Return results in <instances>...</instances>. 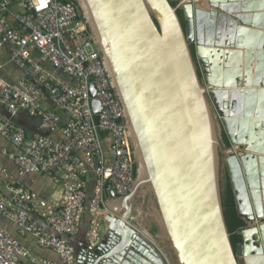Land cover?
I'll return each mask as SVG.
<instances>
[{"label":"water","instance_id":"obj_1","mask_svg":"<svg viewBox=\"0 0 264 264\" xmlns=\"http://www.w3.org/2000/svg\"><path fill=\"white\" fill-rule=\"evenodd\" d=\"M72 1L121 105L135 167L128 195L106 194L107 235L96 246L84 236L74 247L76 264H171L131 225L143 187L174 264H264V0H234L231 16L209 14L199 0ZM203 46L213 59L203 58ZM229 46L243 61L242 73L225 60L230 52L222 49ZM221 54L216 74L209 73ZM212 81L224 90L215 92ZM91 106L98 112L97 101ZM0 115L28 132L18 115L1 106ZM38 124L29 133L48 135ZM221 169L245 225L236 247L224 217Z\"/></svg>","mask_w":264,"mask_h":264},{"label":"built area","instance_id":"obj_2","mask_svg":"<svg viewBox=\"0 0 264 264\" xmlns=\"http://www.w3.org/2000/svg\"><path fill=\"white\" fill-rule=\"evenodd\" d=\"M3 43L8 52L0 61V106L11 117L23 111L36 118L48 135L28 134L0 115V218L9 224L0 226V264H76L64 238L79 234L87 217V245L101 243L111 213L106 194L124 197L134 181L121 105L74 4L0 0ZM9 69L19 75L16 81L3 75ZM92 100L99 104L96 113ZM27 175L60 186L58 203L17 179ZM22 239L59 262L36 256Z\"/></svg>","mask_w":264,"mask_h":264},{"label":"crops","instance_id":"obj_3","mask_svg":"<svg viewBox=\"0 0 264 264\" xmlns=\"http://www.w3.org/2000/svg\"><path fill=\"white\" fill-rule=\"evenodd\" d=\"M7 49H8V44L7 43H3L2 47H0V61L1 60H6L7 52H8ZM1 51H3V52H1ZM3 75L6 78H8V79H10L12 81H16L18 76H19L15 72V70H13V69L7 70L5 72V74H3ZM16 122L19 123V125H21L25 129H27L28 134H31V133H29V131H34L36 129L39 130L38 121L35 120V119H32L31 117H29L25 113H20L18 115V117L16 118ZM11 174L12 175L14 174L16 176L17 172H13ZM19 178H22V182H23V184L26 187H28V188H30L32 190H35V192H37L39 194V198H41L43 200H47L48 202H51V203H58L61 188H60V186H57V185L51 183L47 177L38 176V175H27V176H24V177H21V176L17 177V179H19ZM226 179H228V178H226ZM2 186L3 185L0 183V187H2ZM91 186H93V181L92 180L90 181L89 189H91ZM0 225H4V226H6V228L8 227V225L4 224L3 220H1V219H0ZM133 226H134V224H133ZM82 227H83L82 231L79 234H77L76 236L67 237L68 242L73 247H78V246H80L83 243L84 236H85L86 231L88 229L87 219H85ZM84 231H85V234H84ZM144 237H146V236L144 235ZM22 243L25 246H28L29 248H31L36 256H39L40 258H47V259L52 260L54 262H59V260H58V258H57V256L55 254H53L50 251L39 250L38 248H36L34 246V244L31 242V240H23L22 239Z\"/></svg>","mask_w":264,"mask_h":264},{"label":"bare ground","instance_id":"obj_4","mask_svg":"<svg viewBox=\"0 0 264 264\" xmlns=\"http://www.w3.org/2000/svg\"><path fill=\"white\" fill-rule=\"evenodd\" d=\"M198 4H199V6L202 8V10H204V11H208V13L210 14V13H213V14H215V16H216V14H218V13H220L221 15H223V16H231V15H233V14H237V12H234L235 11V9H234V4H235V2H234V0H232V2H229L228 0H216L215 2L213 1L212 2V4H210V1L209 0H199L198 1ZM219 8H221L222 9V11H219ZM162 29L163 30H165V27H164V25H162ZM210 29L211 30H213V28L212 27H206V30H208L207 32L208 33H210L211 31H210ZM203 31L204 32V34H205V32H206V30L202 27L201 29H200V31ZM210 36V35H209ZM214 36H215V34H214ZM227 38H228V36H227ZM204 39H205V36H204ZM206 42V40H203V43H205ZM218 48H222V47H220V46H217ZM203 48L205 49V51H203V53H202V55H203V58L204 59H207V58H210V59H213V56H211V54H212V51H210V49H208V47L207 46H203ZM233 49V46H229V47H225V48H223L222 50H227L228 52H230V57H227V56H225V60L226 59H232L231 60V65L229 66V67H234V70H235V74H237V72H240V69H241V73L243 72L242 71V66H243V61L239 58V57H237L236 58V55L233 53L234 52V50H232ZM241 52H243V50L242 49H239ZM223 55H225V54H221V58H217L216 60H215V62H217V64H219L218 66H215L214 67V69H212V72H209V73H213V74H216V71H217V69L221 66V62H223L224 60L222 59V56ZM254 63H256V60H254ZM239 66H241V67H239ZM251 77H254V67L252 66V74H251ZM240 78H244V76H241L240 75ZM235 79V81H236V77L234 78ZM253 79V78H252ZM115 82V81H114ZM212 84L213 85H211V87L213 88V90L215 91V92H218V91H220L221 89L222 90H224V87H223V84H222V86H221V88H220V86H219V84L218 85H215V82L214 81H212ZM230 85H232L233 86V83H231ZM229 87L228 88V90H232V91H234V92H240V90H236V88H233V87ZM250 87L251 88H254V86H253V81L251 82V85H250ZM239 89H244V87H241V88H239ZM145 176H146V173H145V170H144V168H143V165L141 164L140 165V181L142 182V181H144V179H145ZM142 188V187H141ZM143 189H144V191L146 192L147 191V188L146 187H143L142 188V192H143ZM154 214H155V211H154ZM247 256V260L249 261V262H252L253 261V257H250L249 256V254H247L246 255Z\"/></svg>","mask_w":264,"mask_h":264},{"label":"rangeland","instance_id":"obj_5","mask_svg":"<svg viewBox=\"0 0 264 264\" xmlns=\"http://www.w3.org/2000/svg\"><path fill=\"white\" fill-rule=\"evenodd\" d=\"M221 136L223 137V133L221 134ZM226 178H227L226 172L224 171V169H221V184L224 183ZM135 201H136V210L132 215L133 223L131 222V225L134 224L136 229H138L143 235L149 238L152 243L159 246L164 252H166V255L170 263L174 264V260L172 259L169 251L167 250V241L164 238V236L161 234L159 228L155 223V217H154L155 206L152 202L151 196L147 193V191L145 192L143 189V192L141 191V194ZM155 228H156V232L155 231L153 232V229ZM240 263L242 262L240 261Z\"/></svg>","mask_w":264,"mask_h":264},{"label":"trees","instance_id":"obj_6","mask_svg":"<svg viewBox=\"0 0 264 264\" xmlns=\"http://www.w3.org/2000/svg\"><path fill=\"white\" fill-rule=\"evenodd\" d=\"M61 1L72 3L75 5L74 1L72 0H61ZM173 5H175V3H173ZM178 15L182 21L181 13L178 12ZM192 52L194 54L193 48H192ZM221 189H222V205H223L226 226L230 234L231 243L233 247H236L238 244L241 243L240 232L242 231L245 225L243 221L237 215V210L235 207V203H234V199H233V195L230 189L228 179H226V183L225 185H223V187H221ZM3 223L9 226V224L5 220H3ZM0 226L6 228V226L4 225H0ZM154 231L156 232V228L153 229V232Z\"/></svg>","mask_w":264,"mask_h":264},{"label":"flooded vegetation","instance_id":"obj_7","mask_svg":"<svg viewBox=\"0 0 264 264\" xmlns=\"http://www.w3.org/2000/svg\"><path fill=\"white\" fill-rule=\"evenodd\" d=\"M225 183H226V179H225L224 183H222V184L225 185ZM223 185H222V187H223Z\"/></svg>","mask_w":264,"mask_h":264}]
</instances>
